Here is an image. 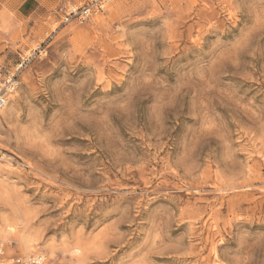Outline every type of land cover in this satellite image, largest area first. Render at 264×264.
<instances>
[{
  "label": "rangeland",
  "instance_id": "374dc122",
  "mask_svg": "<svg viewBox=\"0 0 264 264\" xmlns=\"http://www.w3.org/2000/svg\"><path fill=\"white\" fill-rule=\"evenodd\" d=\"M0 0V264H264V0Z\"/></svg>",
  "mask_w": 264,
  "mask_h": 264
},
{
  "label": "built area",
  "instance_id": "2783aa9c",
  "mask_svg": "<svg viewBox=\"0 0 264 264\" xmlns=\"http://www.w3.org/2000/svg\"><path fill=\"white\" fill-rule=\"evenodd\" d=\"M116 0H86L81 6L69 11L65 17V23L76 20L79 23H85L93 17L105 12L106 8ZM45 51L41 48L31 52L30 56L22 58L20 64L17 65L12 72L4 71L0 66V110L4 109L8 103V97L17 88L15 80L23 66H26L36 56H41ZM7 264H51L44 256H33L28 259H12Z\"/></svg>",
  "mask_w": 264,
  "mask_h": 264
},
{
  "label": "crops",
  "instance_id": "0c3cea01",
  "mask_svg": "<svg viewBox=\"0 0 264 264\" xmlns=\"http://www.w3.org/2000/svg\"><path fill=\"white\" fill-rule=\"evenodd\" d=\"M38 0H22L17 7H15L14 12L17 11L19 17L21 18H32V16L39 9Z\"/></svg>",
  "mask_w": 264,
  "mask_h": 264
}]
</instances>
